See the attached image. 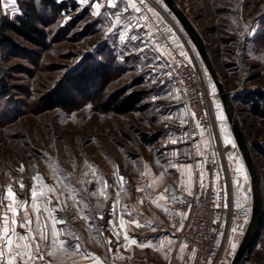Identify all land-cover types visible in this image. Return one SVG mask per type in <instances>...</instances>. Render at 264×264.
Here are the masks:
<instances>
[{"label": "rangeland", "instance_id": "rangeland-1", "mask_svg": "<svg viewBox=\"0 0 264 264\" xmlns=\"http://www.w3.org/2000/svg\"><path fill=\"white\" fill-rule=\"evenodd\" d=\"M26 1L16 0L14 5L11 0H0V21L3 17L16 19L23 15ZM66 1L75 4V9L54 13L40 5L42 24L49 36L46 48L32 46L20 38H17L19 47L16 48L0 44V69L9 84L6 93L0 92V200H3L0 210L6 205L4 197L9 185L17 196L28 198L31 203L30 189L36 186L38 192L54 189L48 193L53 197L51 204L44 197L36 204L43 207L47 219L51 209L57 207L55 198L59 197L63 211L52 213L57 217L66 212L69 205L73 206L68 197L75 189L90 192L105 182L108 190L114 189L119 176L114 171L118 168L120 176L124 174L134 181L137 178L135 161L139 158L168 156L170 146H179L188 148L190 156L205 159L208 149L221 143L224 147V153L220 152L222 184L230 190L234 205L243 204L249 213L243 233L235 236L232 228L243 222L245 216H234L219 264H234L242 243L248 241L254 231L259 200L253 179L261 189L263 211L253 239L245 249L261 251L264 245V116L243 97L259 92L264 99V0L147 2V7L155 9L164 19L158 29L171 41L170 45H179L184 50L182 56L195 64L196 58L203 66L213 94L212 108L219 135L193 116L175 79L177 56L172 61L156 56L149 39L141 35L140 23L137 25L132 20V26L127 22L124 26L117 24L109 32L113 23L110 16L117 9L107 7L108 15L97 16L92 11V0L83 4L80 0ZM118 5L122 6V1ZM146 14L152 17L151 12ZM139 15L131 9L123 13L124 17ZM253 25L255 35L250 36ZM164 30L170 34H164ZM125 32L127 35L121 39ZM132 36L137 39H131ZM196 38L207 51L212 69ZM90 58L113 64V80L107 88V98L126 87L144 91L146 106L125 115L103 113L91 99L83 98L73 110L39 106L41 96ZM2 88L0 85V90ZM223 92L229 95L238 121L229 117ZM217 103L226 117L223 124L235 148L224 143ZM185 133L190 138L184 139ZM143 134L148 137L156 134L158 140L145 142ZM174 139L176 143H172ZM204 141L208 142L207 147ZM197 144L202 155L197 153ZM239 163L244 165L247 180L236 171ZM21 165L23 172L18 171ZM36 176L39 180L33 178ZM20 183L25 185L23 189ZM245 194L247 200L243 198ZM93 197L107 206L112 201L111 196ZM47 220L52 225L51 220ZM50 229L45 231L51 233ZM232 243L237 244L235 250L231 248ZM40 245L43 250L47 249L44 241H40ZM55 249H50L53 258Z\"/></svg>", "mask_w": 264, "mask_h": 264}, {"label": "crops", "instance_id": "crops-1", "mask_svg": "<svg viewBox=\"0 0 264 264\" xmlns=\"http://www.w3.org/2000/svg\"><path fill=\"white\" fill-rule=\"evenodd\" d=\"M119 1H122V6L118 5V7L120 9L124 8L123 0ZM96 4H101L99 10L96 9ZM107 7H109L108 0H92V11L96 14L98 11L99 14L97 16L103 15ZM158 24H164V19L162 16H154L153 13L152 17L149 16L147 21H140L142 36L148 38L147 33L149 30L152 32V38L149 43L153 53L169 61L174 60L177 53L184 55L182 54L184 50L179 45L171 46V41L164 38L158 29ZM170 148L171 150H167V152H170L168 156L136 159L137 174L135 175L137 178L134 181H131L129 177L123 174V184L121 185L116 180L113 186L114 189L108 190L103 184L96 186L90 192L77 191L75 189L72 194L79 203L73 204L74 210L69 205L66 210L68 213L64 212L57 216V218H64L67 221L64 225H56L57 229L65 233V235H58L57 240L66 238L69 244L79 243L82 251L89 253L90 256L86 259L81 253H74L67 247H60L58 243L54 253L57 260L48 254L50 251L48 245L45 250L41 247L44 253V262H47V264H97L93 257H98L99 264H111L108 259L109 248L114 250L119 257L127 254L135 259L151 260L158 263L166 262L172 258L190 262L193 257L194 247L182 239L184 228L180 231L177 230L183 220L176 217L175 212V205L181 200L183 194L188 193L184 190L188 177L186 174L182 175L176 168L170 167L169 162L177 166L187 164L193 166L191 182V190L193 191L196 165L198 162L203 163L205 169V159H202L201 156H190L188 148L183 149L179 146H170ZM173 152H176L177 155H171ZM203 156L205 157V155ZM114 170L116 169L114 168ZM118 170L120 168L117 169L118 174L116 171H114V174L120 176L121 174ZM94 172L96 174L98 171L95 169ZM220 186L221 181L218 179L217 187L220 188ZM138 188L144 189V191H137ZM101 191L104 192L103 195ZM14 192L16 193V191ZM92 192L103 197L111 196V204L107 206L95 200L93 195H91ZM117 194H119V203L116 205L115 214H113L112 209ZM173 195L178 197L179 201H174L172 199ZM161 196L165 198L158 199ZM24 199L28 198L17 196L19 204H22ZM141 200H143V203H141ZM8 203L9 201L7 200L6 204ZM29 203L31 202L29 201ZM157 204L160 207H157ZM37 206L41 210V220H47L42 210L43 207L39 204ZM4 211L5 209L0 210V217L3 216ZM128 212L132 214L128 215ZM28 213L29 217L35 221L36 213L33 212L31 207L28 208ZM22 215L23 208H20L17 219L19 220ZM9 216H11V213H9ZM100 217H103V219ZM121 220L124 221L123 225L120 223ZM109 221H112V223L110 224ZM129 221H136L140 226L137 227L136 223H129ZM47 225L46 231L49 228L52 229V225L48 220ZM33 230L35 232V223H33ZM17 231L23 232L25 230L17 225ZM69 232L71 235H66ZM117 232L119 236L115 234ZM125 233L129 236L128 241L124 239ZM76 237L79 239L77 240ZM132 239H135L137 244H131ZM108 241L112 243L109 244ZM141 243L149 246L138 247L137 245ZM185 244L187 247L181 252L180 248ZM44 262L38 261L37 264H44Z\"/></svg>", "mask_w": 264, "mask_h": 264}, {"label": "built area", "instance_id": "built-area-1", "mask_svg": "<svg viewBox=\"0 0 264 264\" xmlns=\"http://www.w3.org/2000/svg\"><path fill=\"white\" fill-rule=\"evenodd\" d=\"M163 29V26L161 27ZM165 29V28H164ZM170 34L164 30V34ZM195 62L178 54L175 62V79L183 91L194 117L205 127L218 134V126L212 108L213 94L210 91L206 73L196 58ZM219 135V134H218ZM219 147V148H218ZM220 152L224 153L221 145L208 149L205 157L206 188L201 189L198 184L199 172L195 170V187L192 195L183 194L175 205L176 213H188V218L176 215L184 221L182 239L194 247L195 254L190 262H183L172 258L166 262L158 263L145 259H133L130 256L119 257L112 250L108 253L111 264H219L226 248L235 215L245 216L249 210L238 208L234 205L233 197L224 182ZM215 153V155H213ZM218 177V178H217ZM218 179L221 180L220 188L217 187ZM198 197V199H197ZM47 201V197H44ZM227 204V207L224 205ZM189 205H191L189 207ZM219 205V207L217 206ZM236 264H264V245L261 251H248L245 249Z\"/></svg>", "mask_w": 264, "mask_h": 264}, {"label": "snow or ice", "instance_id": "snow-or-ice-1", "mask_svg": "<svg viewBox=\"0 0 264 264\" xmlns=\"http://www.w3.org/2000/svg\"><path fill=\"white\" fill-rule=\"evenodd\" d=\"M12 4L15 5L16 0H11ZM80 2L87 3V0H80ZM147 2H150V0H123L124 3V8L120 9L118 7V0H108V6L117 9L114 13L111 14L110 19L113 21L112 26L108 29L109 32L113 30L117 26V24H120L121 26H124L125 22H127L128 26L131 25V21L135 20L136 24L139 25L140 21H147L149 17L147 16V12L153 13L154 16L158 17L159 14L155 12V9L151 7H147ZM96 9L99 10L101 7V4H96L95 5ZM129 9L133 10L137 14H141L138 17H124L123 13L127 12ZM15 11H19L18 8L14 9ZM143 10V11H142ZM97 14L99 12L97 11ZM105 15H108L105 13ZM127 33L125 32L124 35L121 36V39H124ZM249 35H255V25H253L252 29L249 30ZM147 36L149 40L152 38V32L149 30L147 33ZM131 39L135 40L137 39L136 36H132ZM213 92H215V88L213 87ZM178 98V97H177ZM216 108L218 109L217 112V118L221 121V131L224 133V143L225 145H231L233 148H235V142L231 138L230 133L228 132V129L226 126L223 124V122L226 120V117L223 114V111L221 109V105L219 103L216 104ZM195 114L193 113V116ZM196 127L199 128L200 124L197 122ZM203 134V132H201ZM190 138L187 133H185L184 139ZM172 143H176V140L174 139ZM205 147H207V141H204ZM197 153L201 154L199 144H197ZM171 155L176 156L177 153L173 152ZM215 155V153H213ZM206 162V161H205ZM169 166L172 168H176L177 171H180L182 175H187L188 177V182L186 185H184V190L188 192L189 195H192V190H191V182H192V168L193 166L191 164L187 165H175L171 164L169 162ZM197 170L199 172V177H198V184L201 189L206 188V185L204 183L205 177H206V171L203 167V163L198 162L197 165ZM24 168L23 165H21L20 169L18 171L23 172ZM236 171L240 172L243 176L244 179L247 180V174L244 169V165L242 163H239L237 165ZM34 179L39 180V177H33ZM218 178V177H217ZM64 180L67 179V177L63 178ZM62 182V181H58ZM117 182L120 183L121 185L124 182V178L122 176L117 177ZM19 187L23 189L25 185L23 183H20ZM104 187H107V184L105 182ZM54 189L48 188L47 191H37V187L33 186L30 189V197L32 200V203L29 204L28 199H24L22 204H19L17 201V195L13 191V188L11 185L8 186L7 188V195L4 197V199H7L9 201L8 204L3 205L5 211L2 217H0V264H37L38 261L44 262V253L42 252L41 246H40V241H44L47 243L48 248L52 249L57 246L59 243L60 247H67L74 253H81L86 259L89 258L90 254L87 252L82 251L81 246L79 243L77 244H69L68 240L61 239L57 240L58 235H65V233L56 228V225H64L67 223V221L64 218H57L55 215L52 213L57 212V211H63V208L60 207V199L59 197H56V208L51 209L49 212V216L47 219H50L52 222V229L51 233L46 232L45 229L47 228V220L42 221L41 216H40V208L37 206L36 201L41 198V197H47L48 203L51 204L53 201V197L48 195V193L53 192ZM137 191H144V189L138 188ZM167 191V190H166ZM101 194L103 195L104 192L101 191ZM91 195H96L95 192H92ZM73 201V204L79 203V201L76 199L75 196L70 195L68 197ZM165 197L161 196L158 199H164ZM244 200H247V195H244ZM172 199L174 201H179V198L176 197L175 195L172 196ZM198 199V197H197ZM183 202V201H179ZM119 203V194H117L116 200L113 204V214H115L116 211V205ZM141 203H143V200H141ZM3 204V200H0V205ZM191 205H189L190 207ZM219 207V205H217ZM227 207V204L224 205ZM31 207L33 212L36 213L35 216V221H33L32 218L29 217L28 213V208ZM86 207V205H85ZM157 207H160L159 204H157ZM238 208H244L243 204H238ZM23 208V215L20 217V219H17V216L19 215V209ZM127 208V206H125ZM45 211H49L47 208H45ZM167 211V209H165ZM9 213H11V216H9ZM131 212H128V215H131ZM176 215H182L183 219L188 218V213H176ZM103 219V217H100ZM87 219V217H85ZM33 223H35V232L33 230ZM111 224L112 221H109ZM121 225L124 224V221L121 220ZM129 223H136V226L139 227L140 224L136 221H129ZM247 224V210L245 209V219L243 222L240 224H237L235 227L232 228V233L235 236L236 234H242L244 226ZM17 225L21 229H24L25 231L20 232L17 231ZM184 228V223L181 221L179 228L177 229L178 231L183 230ZM117 236H119V233H115ZM66 235H71V233H67ZM78 240L79 238L76 237ZM125 241L129 240V236L127 233L124 235ZM109 244H111V241H108ZM131 244H137V241L135 239L131 240ZM138 247H147L149 246L148 244L141 243L137 245ZM123 247V246H122ZM187 245H182L180 248V251L183 252L184 248H186ZM237 247L236 243L231 244V248L235 250ZM109 252L112 251L111 248L108 249ZM49 255H51V252H48ZM195 254V250H193V255ZM97 261V264H99V258L98 257H93ZM44 264H47V262H44ZM209 264H211V261H209Z\"/></svg>", "mask_w": 264, "mask_h": 264}, {"label": "trees", "instance_id": "trees-1", "mask_svg": "<svg viewBox=\"0 0 264 264\" xmlns=\"http://www.w3.org/2000/svg\"><path fill=\"white\" fill-rule=\"evenodd\" d=\"M40 5L50 8L54 13L68 11L76 7L68 1L58 0H27L23 15L16 19L3 17L0 21V44L10 47H19L17 38H20L32 46L46 48L48 46V32L42 24ZM113 64L103 59H88L78 69L71 72L62 82L41 96L39 106L52 109L60 108L73 110L79 106L80 98L91 99L95 106L103 113H115L125 115L136 112L146 106L143 104L144 91H133L121 88L114 92L109 98L106 97L107 88L113 80ZM0 85L3 93L9 87L8 82L0 69ZM250 93L243 97L251 103L254 110L264 116L263 96ZM143 140L153 143L158 140L155 134L148 137L143 134Z\"/></svg>", "mask_w": 264, "mask_h": 264}, {"label": "water", "instance_id": "water-1", "mask_svg": "<svg viewBox=\"0 0 264 264\" xmlns=\"http://www.w3.org/2000/svg\"><path fill=\"white\" fill-rule=\"evenodd\" d=\"M196 41L197 43L200 45V47L202 48V51L205 53L206 57H207V61H208V65H209V68L212 69V63L209 59V57L207 56V51L205 50V48L202 46L201 42L199 40H197L196 38ZM219 89L220 91H222V88L219 84ZM223 95H224V103L226 105V109H227V112H228V115L230 118H235L236 121H238V118H237V115L235 113V108L231 102V99L229 97L228 94H226L225 92H223ZM253 182H254V186H255V189L257 190V195H258V200H259V209H258V218H257V221H256V225H255V228H254V231L252 233V235L250 236V238L248 239V241H244L241 245V250L239 251V253L236 255L235 259H234V264H236L237 260L239 259V257L241 256V254L244 252V249L247 248L248 245H250L252 239H253V234L254 232L256 231V228L258 227L259 223H260V219H261V216H262V211H263V205H262V193H261V189H260V186L257 184V182L255 181V179H253ZM243 251V252H242Z\"/></svg>", "mask_w": 264, "mask_h": 264}]
</instances>
